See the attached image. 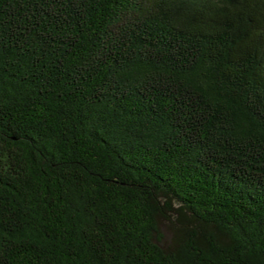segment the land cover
<instances>
[{"label": "trees", "instance_id": "16d2710c", "mask_svg": "<svg viewBox=\"0 0 264 264\" xmlns=\"http://www.w3.org/2000/svg\"><path fill=\"white\" fill-rule=\"evenodd\" d=\"M0 264H264V0H0Z\"/></svg>", "mask_w": 264, "mask_h": 264}]
</instances>
